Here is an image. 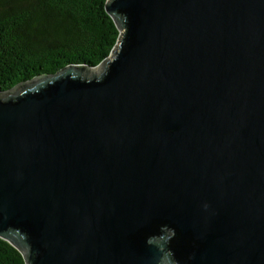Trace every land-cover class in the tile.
Returning <instances> with one entry per match:
<instances>
[{"label": "water", "instance_id": "1", "mask_svg": "<svg viewBox=\"0 0 264 264\" xmlns=\"http://www.w3.org/2000/svg\"><path fill=\"white\" fill-rule=\"evenodd\" d=\"M94 67L0 91V238L25 264H264V0H107Z\"/></svg>", "mask_w": 264, "mask_h": 264}, {"label": "trees", "instance_id": "2", "mask_svg": "<svg viewBox=\"0 0 264 264\" xmlns=\"http://www.w3.org/2000/svg\"><path fill=\"white\" fill-rule=\"evenodd\" d=\"M107 0H0V91L66 65L94 67L120 32ZM0 264H25L0 238Z\"/></svg>", "mask_w": 264, "mask_h": 264}]
</instances>
